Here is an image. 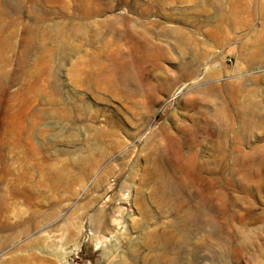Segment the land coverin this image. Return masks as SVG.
<instances>
[{
  "label": "rangeland",
  "instance_id": "374dc122",
  "mask_svg": "<svg viewBox=\"0 0 264 264\" xmlns=\"http://www.w3.org/2000/svg\"><path fill=\"white\" fill-rule=\"evenodd\" d=\"M259 52L264 0H0V264H264Z\"/></svg>",
  "mask_w": 264,
  "mask_h": 264
},
{
  "label": "bare ground",
  "instance_id": "6f19581e",
  "mask_svg": "<svg viewBox=\"0 0 264 264\" xmlns=\"http://www.w3.org/2000/svg\"><path fill=\"white\" fill-rule=\"evenodd\" d=\"M259 55H261L264 58V52H259ZM186 85L182 84L178 90H182Z\"/></svg>",
  "mask_w": 264,
  "mask_h": 264
}]
</instances>
